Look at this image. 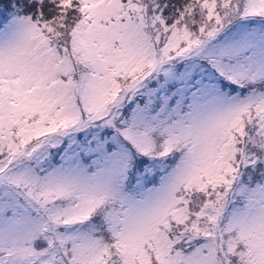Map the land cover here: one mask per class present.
Returning <instances> with one entry per match:
<instances>
[{
  "label": "snow or ice",
  "instance_id": "6c2138e0",
  "mask_svg": "<svg viewBox=\"0 0 264 264\" xmlns=\"http://www.w3.org/2000/svg\"><path fill=\"white\" fill-rule=\"evenodd\" d=\"M0 264H264V0H0Z\"/></svg>",
  "mask_w": 264,
  "mask_h": 264
}]
</instances>
